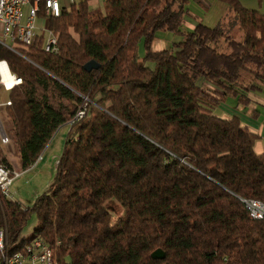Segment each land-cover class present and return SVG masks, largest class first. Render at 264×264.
Masks as SVG:
<instances>
[{"label": "trees", "instance_id": "1", "mask_svg": "<svg viewBox=\"0 0 264 264\" xmlns=\"http://www.w3.org/2000/svg\"><path fill=\"white\" fill-rule=\"evenodd\" d=\"M92 1L59 17L42 7L57 54L41 36L21 49L25 58L0 45V60L23 80L6 107L22 171L71 124L54 180L32 205L0 191V264L36 239L53 264H264V219L243 202L264 203V154L238 115L218 113L231 98L248 106L264 85V12L218 0L244 43L222 25L198 24L157 51L159 32L183 33L190 0ZM91 61L99 69L87 71ZM0 164L14 177L2 147Z\"/></svg>", "mask_w": 264, "mask_h": 264}, {"label": "rangeland", "instance_id": "2", "mask_svg": "<svg viewBox=\"0 0 264 264\" xmlns=\"http://www.w3.org/2000/svg\"><path fill=\"white\" fill-rule=\"evenodd\" d=\"M100 7L104 8L105 0H99ZM244 5V0H241ZM255 8L258 6V0H255ZM254 6V5H252ZM188 11L183 17L181 31L182 34H173L170 32H159L157 37L164 41V49L169 48L174 42H180L185 39V34L192 32L198 24H203L208 27H215L217 25H222L224 28L230 29V34L241 43H244L246 38L242 30H240L238 25H235L234 28L231 27L235 24V14L226 4L218 0H190L188 4ZM258 10V9H254ZM28 13V7L24 8L25 17ZM43 23L38 22V25L41 26ZM0 40L4 42L5 45H10V41L5 39L0 31ZM219 50L221 52H227V45L224 41L220 43ZM140 62H143L144 57V48L143 45L140 46ZM147 66L153 68L154 63L147 62ZM263 97H264V85H263ZM9 91H5L0 87V103H5L9 97ZM229 102L232 104L236 99L231 98ZM0 123L9 134L11 142L9 145L2 147L3 152L9 159V162L12 166V172L18 175L12 180L11 185L7 190V196L11 197L14 200H17L24 206L32 205L38 196H40L45 190H47L52 184L55 172H56V162L59 156L62 154L64 149L67 136L71 130V124L63 128L52 148L46 152L44 155V160L40 162V165L36 169L31 171L23 172L21 169L20 158L17 152V148L12 141L10 134L11 123L7 118L6 107H0ZM13 174V175H14ZM109 211L112 215V220L115 221L119 216L122 215V210L115 201L109 204ZM28 232L32 231L31 225L28 227Z\"/></svg>", "mask_w": 264, "mask_h": 264}, {"label": "built area", "instance_id": "3", "mask_svg": "<svg viewBox=\"0 0 264 264\" xmlns=\"http://www.w3.org/2000/svg\"><path fill=\"white\" fill-rule=\"evenodd\" d=\"M79 0H0V31L5 39L10 41V45H5L0 40V45L8 48L20 57L25 58L21 53L23 47L30 46L34 40L41 36L44 38V50L47 53H58V35L47 28L45 18L41 17L42 7L46 17H59L62 8L76 3ZM28 7V13L25 17L24 8ZM42 22L41 26L38 22ZM5 68L11 79L10 83L4 80L2 69ZM22 78L11 72L10 67L5 60H0V87L5 91H11L16 86L21 85ZM11 105L10 101L0 103V107ZM84 116V112L78 115V119ZM11 138L0 123V147L9 145ZM14 174V173H13ZM18 175L17 173L14 174ZM14 177H11L10 171L0 164V191L5 195L9 185ZM252 218L256 220L264 219V203L259 200H243ZM2 238V235H1ZM0 247L4 248L2 239ZM3 264H53L51 249L40 239L30 244L26 248V255L9 257L4 259Z\"/></svg>", "mask_w": 264, "mask_h": 264}, {"label": "crops", "instance_id": "4", "mask_svg": "<svg viewBox=\"0 0 264 264\" xmlns=\"http://www.w3.org/2000/svg\"><path fill=\"white\" fill-rule=\"evenodd\" d=\"M254 3H255V0H244L245 7L250 8V9H258L264 12V0H258L257 8H255ZM91 7L92 8L100 7V1L99 0L92 1ZM164 46H165L164 41H161V39L159 38H157L152 45L153 49L157 51L164 50ZM262 88L260 91L250 93L251 101L248 104V106L237 108V104H235V102L231 104L228 100L227 103L223 104L218 110V113L222 117L229 118V117H232L233 115H238L241 118L242 124L248 127L250 131H252L258 136V139L256 140L255 145H254V149L257 153H260V154L261 153L264 154V97L262 95L263 94ZM68 125L69 124L62 126L57 131V133L54 135L51 142L49 143L48 147L44 151L45 154L52 148L59 132ZM44 153L42 154L39 161L30 170H27V171L36 169L40 165V162L44 160V155H45ZM59 158L56 159L57 160L56 165L58 163ZM31 228H33V226H31ZM31 232H28L27 230V233H31Z\"/></svg>", "mask_w": 264, "mask_h": 264}, {"label": "bare ground", "instance_id": "5", "mask_svg": "<svg viewBox=\"0 0 264 264\" xmlns=\"http://www.w3.org/2000/svg\"><path fill=\"white\" fill-rule=\"evenodd\" d=\"M2 71H3L4 80L7 81L8 83H10L11 79H10V77H9V74H8L7 70H6L5 68H3ZM35 241H36V240H34L32 243H34ZM32 243H31V244H32ZM29 245H30V244H29ZM29 245H28V246H29ZM28 246H27V247H28ZM17 256H19V255H17ZM9 257H16V256H9L8 254H6V255L4 256V259H9Z\"/></svg>", "mask_w": 264, "mask_h": 264}, {"label": "water", "instance_id": "6", "mask_svg": "<svg viewBox=\"0 0 264 264\" xmlns=\"http://www.w3.org/2000/svg\"><path fill=\"white\" fill-rule=\"evenodd\" d=\"M100 65H98L96 62L91 61L85 65V69L87 71L97 70L99 69Z\"/></svg>", "mask_w": 264, "mask_h": 264}]
</instances>
